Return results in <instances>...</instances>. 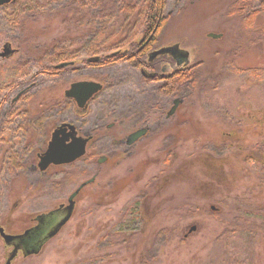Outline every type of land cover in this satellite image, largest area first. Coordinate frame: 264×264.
Wrapping results in <instances>:
<instances>
[{
  "label": "rangeland",
  "instance_id": "374dc122",
  "mask_svg": "<svg viewBox=\"0 0 264 264\" xmlns=\"http://www.w3.org/2000/svg\"><path fill=\"white\" fill-rule=\"evenodd\" d=\"M118 1L139 8L142 0H108L106 12L74 0H32L22 4L20 29L8 30L0 19V42L13 36L19 50L0 63V74L18 64L44 63L55 52L74 51L80 58L57 80L41 84L38 78L30 90L37 93L34 106L62 100L73 81L104 82L88 101L84 119L76 107L75 114L44 110L39 136L18 142L31 151L27 157L11 152L12 134L9 144L0 143L5 233L36 225L37 215L67 205L70 194L89 180L60 231L37 254L20 251L11 264H264V34L259 29L264 14L248 27L243 22L254 4L236 14L230 7L237 0H166L170 18L155 49L178 42L190 56L188 69L196 73L194 84L169 93L163 89L166 76L145 80L128 62L92 69L99 66L86 68L80 61L103 56L116 49L104 48L118 43L126 49L136 40L126 42L128 28L121 15H112ZM100 25L102 35L95 40ZM175 98L183 102L166 118ZM134 112L148 113L142 120L147 119L149 134L121 153L112 135L137 128L141 120ZM126 113L125 127H106ZM59 119L84 130L98 122L104 126L85 156L40 171L35 153L45 148ZM8 151L10 157H4ZM11 250L0 236V264Z\"/></svg>",
  "mask_w": 264,
  "mask_h": 264
},
{
  "label": "flooded vegetation",
  "instance_id": "af4514ba",
  "mask_svg": "<svg viewBox=\"0 0 264 264\" xmlns=\"http://www.w3.org/2000/svg\"><path fill=\"white\" fill-rule=\"evenodd\" d=\"M23 1L24 0H8V1H6V2L4 1L0 4V19L2 20L4 25L8 28V30L20 29V27H21V23H20L21 14L22 13L24 14V12H25V8L22 7ZM13 41H14V37L9 36V37H7V39L2 40L0 42V63H3L5 61L9 60L10 58H12L13 56H15L18 53V51H19L18 48L13 47ZM175 44L178 45L179 49L185 50L184 48L180 47L178 42L170 44V45H175ZM160 47H162V46H158L157 49ZM151 51H153V50H151ZM150 52H148L147 57H146L147 64L144 67L142 66L140 68H136V70L139 71V73L141 74V76H143L144 79L146 78V79L157 80V78H161L163 76H166L163 79V86H164L163 89L164 90L171 88L169 84H166L167 76H169L171 73L175 72L176 70H186V69L191 67L188 65L190 63L189 54H188L189 62L187 64L182 62L180 65H177V59L176 58L179 57V56H177L178 55L177 52L174 54L170 53L171 55L170 54L157 55V56L153 57L152 59H149V53ZM61 53L63 54L64 51H61ZM66 53H67L68 58L66 57V59L61 60V61H57L56 58L53 57L54 55H57V56L59 55V52H55L53 55H50L49 59H47V61H45L44 63H42L41 60L35 61L36 63L34 65L30 66V68L26 64H24V65L18 64L14 68L9 70L8 72L5 71V72H2L0 74L1 76L2 75L4 76V81H5V79H8L11 76H15V77L19 76V81L17 82V84H19V85L17 87H15L12 91H9V90H8L9 92H7V90L0 91V143H2V145H5V143L9 144V141L11 138L9 136L12 134L11 141H12L13 146L11 148L13 150H15V152L13 150H11V152L13 153L14 156L27 157L28 154L31 152V151H29V153H28L26 147H24L22 149V147H19L18 145L20 144V141H22V140L24 142H26V140H28L29 137H31L32 138L31 140H33L36 136L37 137L39 136V133H41L40 123L43 119V111L44 110H46L45 114L48 115L47 110L51 111L53 109H57V111H61L63 108H66L70 112L75 114V107H76L77 115H78L77 117H82V119L85 118L86 113H84V112L87 108L88 102H87L85 107L80 108L77 106L76 101L73 97L66 95V91L70 88V85L74 82H77V81L71 82L69 84L68 88H66L64 90L62 100L48 101L45 104H43L41 102V103H39V105H35V106H34V104L31 103V101L33 100L32 98L36 97L37 93L30 92V90L33 89L34 87L36 88L37 83H39L38 78L41 79V81H40L41 84H42V82H52L53 80L59 79V77L64 73L63 72L64 69H66L67 67H70L71 70H73L74 65L77 64V62H79L78 60L80 58L77 55H75L74 51H72L71 53H69V52H66ZM101 56L102 55H92V56L85 57V59H82V57H81L82 60H80V61L82 62L83 60H85L86 62L83 61V63L85 62L84 67L91 68V67H87V66H90L91 64H98V62H100ZM50 67L52 70L50 69ZM103 68H105V67L99 66L98 68H92V69H103ZM143 69H144V71H146L145 73L143 72ZM166 71L169 73L164 74V72H166ZM149 74H153V76L148 77ZM80 81H83V80H80ZM87 81H90V80H87ZM95 81L102 83L103 87H104V82L102 80H95ZM0 83H2V81H0ZM183 86H185V83ZM38 92H43V91H42V89H39ZM94 96L95 95H93V97ZM179 99L181 100V102L179 103V105H180L183 102V99L182 98H179ZM31 106H34V107H31ZM171 106H170V108H171ZM168 111L165 114L166 118L171 117V116H169V117L167 116ZM131 115L134 116V118L137 117L136 119L141 120V121H138L141 123L139 125H137V128H135V129L132 128L133 130L132 129L128 130L129 132L127 134H124L125 131L127 132L126 128L122 129V127L124 126V119H125V117L127 118V116H128L127 113L125 116H119L118 118H115L114 121L111 122V124L106 126L109 128L115 127V125L117 123V126H119L122 129L119 131V133H116L117 135L116 134L112 135L113 143L116 146H119L121 148V150H119V152H121V153H123V152L126 153L133 145L142 141L149 134V126H147L148 121H147V119L145 122H144V120H142V119H144V117L146 115H148V113L140 115V112H138V113L134 112ZM139 115L141 117H139ZM58 121H60V119L57 120V122ZM95 122H98V121H95ZM12 123L16 127H18L19 132L21 134L18 132V130L16 131L15 129L12 131V126H11ZM65 123L72 124L75 127L76 137L88 138L87 143H86V152L88 151L89 146H91V144L93 142H95L96 139H98L101 136L100 133L102 132V128L104 126L102 123L98 122V123L94 124L91 128L84 130L81 126H79V124L77 125V123L75 125L71 122L63 120V121L58 122L54 126V128L52 129V132L56 128L60 127L62 124H65ZM140 128H146V133H144L142 136H140L134 142L128 143L129 135L132 134L133 132H135L136 130L140 129ZM52 132L50 133V138L52 136ZM66 132H69V129L67 127H66ZM23 138H25V139H23ZM69 141H71V139H68V141H66V143ZM18 142H19V144H18ZM48 142H47V144H48ZM47 144L45 145L44 149L40 148L35 153V156L37 157V162H36V166H34V165L33 166L38 170H39V168H38L39 157L45 151ZM86 152H85L84 156L86 155ZM4 157L9 158L10 152L9 151L4 152ZM69 164H71V163H69ZM64 165H68V164L54 165V166H64ZM67 202H68V199H67ZM61 206L63 207L64 205L62 203H60L56 207V209L61 207ZM11 249H12V246H11ZM20 251L21 250H19L18 252H20Z\"/></svg>",
  "mask_w": 264,
  "mask_h": 264
},
{
  "label": "water",
  "instance_id": "95a60500",
  "mask_svg": "<svg viewBox=\"0 0 264 264\" xmlns=\"http://www.w3.org/2000/svg\"><path fill=\"white\" fill-rule=\"evenodd\" d=\"M8 0H0L2 2ZM210 36L217 38L220 34H210ZM177 52V65L182 62L187 64L189 62L187 50L179 49L178 45L162 46L149 53V59L157 55L174 54ZM170 54V55H171ZM143 72L145 73L146 71ZM153 76L149 74L148 77ZM102 89V84L96 81H77L70 85V88L66 91L67 96H71L75 99L78 107L83 108L87 102ZM181 100L175 98L173 104L169 109L167 116H171ZM264 119V114H263ZM66 127L69 132H66ZM75 127L72 124H62L52 132V136L47 144V147L43 154L39 157L38 168L40 171H45L50 165H62L69 164L84 156L86 152V143L88 138L76 137ZM146 133V128H140L129 135L128 143L134 142L140 136ZM68 139L71 141L67 142ZM105 159L101 157L98 161ZM89 181V180H88ZM84 182L80 184L77 189L68 197L67 205L51 210L47 213L40 214L36 217V225L24 230L19 234H8L0 227V236L2 237L5 245L12 246V250L9 252L5 264H11V261L21 250L23 256L37 254L42 246L51 238H53L60 229L69 221L74 210V198L77 196L81 188L88 183ZM195 228L192 227L191 230Z\"/></svg>",
  "mask_w": 264,
  "mask_h": 264
},
{
  "label": "trees",
  "instance_id": "16d2710c",
  "mask_svg": "<svg viewBox=\"0 0 264 264\" xmlns=\"http://www.w3.org/2000/svg\"><path fill=\"white\" fill-rule=\"evenodd\" d=\"M74 1L75 4H83L82 6H86V4L91 5L90 9L92 11L94 7L97 8L101 6L100 12H106V6L109 5L108 0H86V3H83L82 0ZM24 2L25 0L22 4H24ZM27 2L29 4L32 0H27L25 3L27 4ZM117 4L118 12L112 13V15H115L113 17L116 18L121 15L122 24L128 28L126 42L134 38L136 40H134L128 48L123 50L119 48L120 46H117L119 43L116 44V46H108L104 48L105 51H111L112 48L116 49L111 52H106L101 56L100 62L96 65L110 67L121 62H128L137 68L144 67L147 64L146 57L148 52L155 49L157 46L158 37L167 20L170 18V13L165 15L166 0H142L139 8H137L139 6L138 4L126 3L124 1H118ZM253 4L256 5V8L246 14L243 22L246 23L248 27H252L258 14L261 12L264 14V0H237L236 3L231 5L230 11L236 14H245L244 10L248 7H252ZM130 20L131 23L129 24L128 22ZM108 28L109 26L105 25V30ZM259 29L262 31V34H264V24H262ZM118 34L119 32L112 33L110 37ZM101 35L102 26L100 25L98 28V36H96L95 40H99ZM93 48L94 46L91 44L89 46V52H92L94 50ZM53 57H55L57 61H61L66 59L67 53H59L58 56L54 55ZM18 81L19 76H11L8 79H5L4 82L0 83V91H12L18 86ZM195 81L196 73L193 69L176 70L167 76L168 83L166 82V84H169L171 87L167 92L171 93L173 89H179L184 83L185 85L194 84Z\"/></svg>",
  "mask_w": 264,
  "mask_h": 264
}]
</instances>
